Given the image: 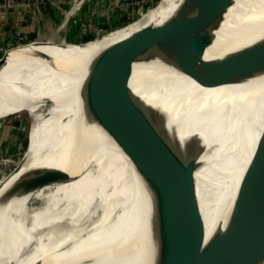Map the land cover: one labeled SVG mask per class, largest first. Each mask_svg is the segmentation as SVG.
Returning a JSON list of instances; mask_svg holds the SVG:
<instances>
[{
	"label": "bare ground",
	"instance_id": "1",
	"mask_svg": "<svg viewBox=\"0 0 264 264\" xmlns=\"http://www.w3.org/2000/svg\"><path fill=\"white\" fill-rule=\"evenodd\" d=\"M168 1L138 22L126 25L131 29L121 36H104L90 45L63 50L61 47L69 44H36L18 55L26 59L42 54L37 48L41 45L60 47L26 65L14 78L13 87L0 91V117L30 107L33 122L28 131L23 171L57 168L64 177L4 204L7 211H0V264L135 263V258L129 259V237L138 226V181L118 147L119 136L104 131L84 108L91 94L95 55L143 25L164 20L178 0L166 6ZM162 33L161 48L149 49L131 62L125 86L146 105L165 114L167 128H173L178 137L200 136L203 149L193 176L206 243L227 227L237 187L249 163L230 162L220 167L231 155L229 136L239 128L251 126L253 143L255 133L264 131V72L237 83L201 87L179 68L198 51L209 30L199 23L175 26ZM263 36L264 0H232L213 30L204 55L222 56ZM40 67L44 68L35 78H27L29 71ZM78 89L80 93L74 94ZM70 99L74 109L67 114ZM39 101L40 107L45 106L43 115L38 114L34 104ZM255 168V177L261 183L256 210L261 220L264 152ZM81 184L88 188L76 197ZM34 202L39 204L31 207ZM243 202L248 206L246 198ZM22 210L24 214L19 212L18 217ZM90 218L93 220L86 223ZM241 243V247L247 245L242 236L226 247L230 257L224 264H248L251 251L239 249Z\"/></svg>",
	"mask_w": 264,
	"mask_h": 264
},
{
	"label": "water",
	"instance_id": "2",
	"mask_svg": "<svg viewBox=\"0 0 264 264\" xmlns=\"http://www.w3.org/2000/svg\"><path fill=\"white\" fill-rule=\"evenodd\" d=\"M127 1L129 8L118 13L99 35L74 44L84 45L101 39L103 35L137 21L160 2ZM231 2L178 0L164 20L143 25L104 47L92 59L91 94L84 111L104 131L119 136L118 147L130 162L138 181V226L129 237V259L135 258L134 264H224L230 257L226 247L238 242L241 236L247 245L241 247V243L238 248L251 251L248 264H264V211L261 220L256 211L261 183L254 174L264 131L237 187L227 227L222 234L205 243L193 176L203 149L200 136L178 137L173 128L174 131L167 128L165 114L146 105L125 86L131 62L149 49L161 48L163 31L187 24H204L210 32L198 51L179 68L197 85L211 88L237 83L264 72V36L222 56L206 58L204 55L213 39V30ZM25 152L19 163L24 161ZM18 164L13 169L15 172L19 169ZM59 177L64 175H59L57 168L38 167L23 171L0 197V211H7L3 206L9 200H19ZM245 198L249 201L248 206L244 205ZM260 207L264 208V196ZM235 254L240 256L239 250Z\"/></svg>",
	"mask_w": 264,
	"mask_h": 264
},
{
	"label": "rangeland",
	"instance_id": "3",
	"mask_svg": "<svg viewBox=\"0 0 264 264\" xmlns=\"http://www.w3.org/2000/svg\"><path fill=\"white\" fill-rule=\"evenodd\" d=\"M102 1L103 0H0V30L2 32V35L0 34V42L4 40L1 44L2 46L0 45V51L3 52L9 47L29 41H47L49 39L53 42H62L66 44L73 43L65 46L64 48L61 47L62 50L77 46L74 43L82 42L88 38V36L93 38L99 35L103 31L102 27L100 28L102 23H105L110 18L114 19L118 16L119 12L129 8L130 6L129 1L127 0H117L116 6L112 8L106 4H103L104 2ZM164 2L165 0H160V2L155 7ZM172 4V0H169L166 6H171ZM153 8L149 9L135 22H138L140 19H142ZM128 27L117 29V31L115 30V33L109 35L110 33L114 32L112 31L103 35L102 37L121 36L125 33V31H128V29L130 31L131 28ZM94 41L95 40L85 43L84 45H90ZM56 48L59 49L60 47L54 45H43L42 51L44 53L32 56L26 62L19 65L15 71H13L10 75L4 78L2 82H0V91L4 90L6 87H10L11 85L13 87L15 82L14 78L16 77L17 73L20 72V70L26 67V65L37 61L39 58L43 59L45 54L49 52L50 49ZM44 67H40L35 71H29L27 78H35ZM76 93H80V90L78 89L74 94ZM40 103L42 104L41 101L34 104L37 107L38 114L43 115L45 113V106L41 105L40 107ZM67 108L68 109L65 110L67 114H69V112L73 111L72 109H74L71 105V99ZM32 122L33 115L30 114V107L22 109L19 113L11 114L0 119V127L3 124L6 128L3 134L6 133V131H11V128L18 129L16 132L14 130L13 132H9L13 134L12 139H15L12 151L10 146L4 144L5 142L7 143L5 138L0 139V167H5L4 169H0V193L9 187L16 177L23 172L22 164L26 161V156L23 162L19 163V161L21 160L25 150V155H27L28 131ZM253 131V127L245 126L237 129L231 134V136H229L232 137V140L228 141L231 155L222 162L220 167L230 162L243 163L250 161L256 142L263 132L257 131L255 133L254 142L252 143L250 141V136L252 135ZM260 150L261 152L259 157H261L264 152V136ZM65 156L66 150L64 151L63 158V167L66 174L68 170L66 167ZM18 163L19 169L17 168L18 170L15 172L13 169ZM8 172L10 173L8 174ZM85 188L88 187H85V185L81 184L78 190L75 192V196L77 197L78 195L84 193L86 190ZM17 204L19 208L20 202ZM38 204L39 202H34L31 204V207L37 206ZM19 212L23 213V210L18 211V217L20 215ZM92 220L93 219L90 218L86 223Z\"/></svg>",
	"mask_w": 264,
	"mask_h": 264
},
{
	"label": "crops",
	"instance_id": "4",
	"mask_svg": "<svg viewBox=\"0 0 264 264\" xmlns=\"http://www.w3.org/2000/svg\"><path fill=\"white\" fill-rule=\"evenodd\" d=\"M102 2H104L103 4L108 5L109 7H115L117 0H103ZM117 8V7H116ZM120 13V12H119ZM113 18H110L108 21H106L105 23H102L100 25V28L104 27L105 25H107L109 22H111ZM0 34L2 35V32L0 30ZM28 38V37H27ZM91 37L88 36V38H86L84 41L90 39ZM20 40V39H19ZM4 41V40H3ZM3 41L0 42V45L3 43ZM43 42V43H41ZM51 42V40H47V41H29L26 42L24 44L21 45H16L15 47H11L9 49H7L6 51H3L0 53V82L3 81L2 79L6 78L8 75H10L13 71H15L17 69V67L19 65H21L22 63L26 62L28 59H30L31 57L28 58H21L18 55L24 51V49H28L29 47L33 46V45H38V44H44V43H49ZM54 43H59V44H64L62 42H54ZM2 46V45H1ZM38 49H43V45L38 46ZM5 125L2 124V126L0 127V139H4L7 141V143L5 142L4 144L10 146L11 151L13 150V144L15 143V139H12L13 134L9 133V132H13V130L16 132L18 129L17 128H11V131H6V133L3 134L4 130H5ZM2 142V140H1ZM2 146V145H1ZM4 146V145H3ZM10 151V150H9ZM5 167H0V169H4ZM1 171V170H0Z\"/></svg>",
	"mask_w": 264,
	"mask_h": 264
}]
</instances>
